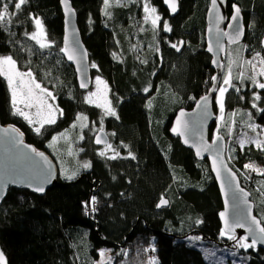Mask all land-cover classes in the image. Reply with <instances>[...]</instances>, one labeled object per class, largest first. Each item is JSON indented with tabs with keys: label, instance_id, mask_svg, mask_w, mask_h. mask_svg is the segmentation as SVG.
<instances>
[{
	"label": "trees",
	"instance_id": "obj_1",
	"mask_svg": "<svg viewBox=\"0 0 264 264\" xmlns=\"http://www.w3.org/2000/svg\"><path fill=\"white\" fill-rule=\"evenodd\" d=\"M144 1L124 5L110 0L105 14L104 0H72L92 73L110 87L116 113L112 116L86 102L89 90L80 88L74 66L61 51L60 1L27 0L17 11L16 0H0V10L7 4L11 20L0 25V56H12L20 72H31L42 88L54 94L63 113L36 133L39 124L30 125L13 114L11 90L0 76L2 122L17 126L28 142L55 155L60 174L44 195L9 190L0 206V243L9 264H97L103 250L112 258L103 264H150L153 258L156 264H223L208 259L197 244L241 248L239 237L220 235L223 204L208 160L197 159L170 135L175 112L192 109L213 85L212 57L205 50L210 0H179L177 13L170 12L164 0H147L161 17L155 30L144 20ZM233 4L240 6L247 25L246 39L233 51L246 49L264 58V0H230V14ZM34 18L41 20L50 47L41 49L29 38L36 31ZM165 22L171 31H164ZM181 42L182 50L171 47ZM236 64L234 87L223 97L221 115L215 103L218 119L212 134L227 138L230 164L251 192L264 224V174L245 168L255 161L264 164V151L254 143L229 146L233 125L242 134L252 132L249 124L264 126V89L250 79H238L242 70L239 60ZM224 65L223 79L227 60ZM81 116L87 119L79 127ZM93 125L107 132L113 152L99 154L106 146L95 144L100 130L92 137ZM59 136L58 144L53 142ZM53 146L58 147L56 153ZM72 146L75 154L69 155ZM113 155L115 159L110 158ZM85 163L90 167L84 168ZM73 173L74 178L68 179ZM161 198L168 199L169 207H157ZM241 250L247 253L245 264H264L263 248Z\"/></svg>",
	"mask_w": 264,
	"mask_h": 264
},
{
	"label": "water",
	"instance_id": "obj_2",
	"mask_svg": "<svg viewBox=\"0 0 264 264\" xmlns=\"http://www.w3.org/2000/svg\"><path fill=\"white\" fill-rule=\"evenodd\" d=\"M59 1L64 16V48L67 44L68 49L74 53L75 58L69 60L65 52L64 57L68 63L74 66L80 88L88 91L92 87V65L89 50L79 26L78 12L72 0H68L71 14H66L63 0ZM229 1L217 0L219 15L223 17L222 20L218 21L217 10L213 8L212 0H210L205 18V50L212 57V68L215 71L214 77L216 79L213 80L209 92L202 95L192 109L180 108L175 112L170 127V135L175 139H179L184 147L192 150L197 159L208 160L222 199L223 208L220 213L227 214L230 224L240 223L244 225V227H235L231 234L238 235L241 238L247 237L248 242L255 238L257 243L254 248L264 249V234L259 233L257 224L253 223V218L260 222L259 227H264V224L256 214L255 202L252 200L251 192L242 185L238 173L230 164L227 138L222 133L212 134L213 126L218 119L215 103H217L219 97L218 89L223 84L224 58L228 53V47L243 42L247 35V25L240 6L233 4L240 8V18L238 22H233L231 17L234 15V8L232 5L230 14ZM165 5L170 12H179V0H176L175 12L169 8L168 4L165 3ZM230 24H233L234 27H228ZM236 27L240 28L242 34L236 42H230L229 37L235 35ZM223 33L229 35L225 36ZM183 45V43L180 44V50H182ZM210 46L212 51L208 50ZM81 82L85 83L86 87H81ZM205 97H207V100L204 99ZM181 113L184 115L181 116ZM219 114H222L221 111ZM177 120H181L184 124L181 129L183 135H178L172 131L173 128L177 127ZM97 136L101 137L104 143L97 144ZM218 136L222 139L218 140ZM109 143L110 138L107 132L100 130L95 136V144L102 147ZM33 149H35V152ZM198 149L199 155L197 154ZM37 153L43 155L40 156ZM218 171L219 176L217 175ZM59 177V167L53 156L28 142L20 128L12 124H4L0 118V206L12 187L27 189L39 195H44L53 184L57 183ZM36 187H43L44 191H34ZM166 200L168 201V199ZM169 205L168 202L159 208H166ZM220 213L218 217L223 230L224 220L221 218ZM0 251L3 252L7 264H9L1 243Z\"/></svg>",
	"mask_w": 264,
	"mask_h": 264
},
{
	"label": "snow or ice",
	"instance_id": "obj_3",
	"mask_svg": "<svg viewBox=\"0 0 264 264\" xmlns=\"http://www.w3.org/2000/svg\"><path fill=\"white\" fill-rule=\"evenodd\" d=\"M166 4H168L169 8L173 12L176 11V0H164ZM27 3V0H16L14 3V9L19 11L23 5ZM64 3V11L66 14H71V8L69 7L68 0H63ZM117 3H119V0H117ZM105 5V14H107V8L110 6V0H104ZM213 8L217 10V19L222 20L223 17L219 15L218 7H217V0H212ZM234 8V15L231 17L233 22H238L240 18V8L236 5L232 6ZM143 11L145 13L144 20L145 22H150L153 30H155L160 22V16L157 14V10L155 7H152L150 3H145L143 5ZM13 13L12 15H14ZM5 23H11L10 20V14L8 12V5H3V10H0V25H3ZM34 23L36 27V31L31 33L29 38L36 42V44L39 45L41 49L50 47V43L47 41V36L43 28V24L40 19L34 18ZM228 27L232 28L234 27L233 24L228 25ZM164 31H171V28L168 26V24L165 22L164 24ZM241 30L239 27L235 28V35L230 36L229 40L230 42H236L239 39V36L241 35ZM223 35L228 36V33H223ZM182 43V42H181ZM171 47L175 48L177 51L180 50L179 46L177 44H172ZM209 51H212L211 46L208 49ZM61 51L65 52L68 56L69 60H73L75 58L74 53L70 51L67 47V44L65 48L61 49ZM259 58V59H258ZM244 63L248 64L252 71L253 75L249 77H245L244 73L241 72L240 75L237 77L238 79H250L256 86H258L260 89H264V83H260L256 77L261 76L264 77V58H260V54L257 53L255 57H253V60L245 61ZM95 67V65H93ZM0 76H3L8 84L9 89L11 90V96H12V107L15 109L14 115L22 116L28 123L31 124H39V127H36L34 130L36 133H40L41 128L44 127L45 124H54L56 123L55 113L57 111L56 108L53 107V105L48 104L46 97H52V94L48 92L46 89L42 88L39 83H36L35 78L33 77L31 72L22 73L17 69L16 61L12 58V56H0ZM216 77H213V80H215ZM232 67L231 63L229 64L228 72L224 76L223 79V85L219 87V97L217 99V103L219 104L220 111L223 113L224 110V104H223V97L225 93L227 92L229 87H234L232 84ZM97 88L99 91V86L104 85L105 82L97 78L96 80ZM81 87H86V84L81 82ZM106 88V85H105ZM38 90V91H37ZM239 88H236V91H239ZM145 91H148V89H145ZM97 95L96 93H91L88 97H86V102L89 104L94 103L92 97ZM54 99V97H52ZM207 100V97L204 98ZM255 100H260L259 95H255ZM20 105H23L24 108L31 109L35 108V113H30L25 111L20 107ZM97 107H102L105 110L106 115H112L115 116V110L111 107V102L107 101L105 97V102L103 104H96ZM151 106V105H149ZM254 108L256 107V104L253 103L252 105ZM261 111H264V109H261ZM63 114L62 112L60 113ZM184 114L181 113V116ZM235 115V114H233ZM35 116V119L33 118ZM78 120L85 121L87 117H78ZM221 119H223V115L221 116ZM87 126L86 124L84 125ZM75 127V125H74ZM184 127V124L181 120H177V127L173 128L172 131L175 132L178 135H183V131L181 130ZM248 127L253 131L256 132L258 125L255 124H249ZM15 131V129H13ZM82 138V137H81ZM217 139H222L221 137H217ZM56 141V138H53V142ZM187 142V141H185ZM247 142H252L255 144V146L258 149H261L264 151V141H261L259 139H254L251 141L248 140H240L241 147ZM22 143V142H21ZM96 143L101 144L104 143V141L101 139V137H96ZM106 148L108 150H111V145H106ZM35 152V149H33ZM101 156L106 155L105 151H101L99 153ZM197 154L199 155V149L197 151ZM37 155L42 156V153H37ZM131 155V154H129ZM111 159H115L116 155H113L110 157ZM134 158V157H133ZM215 163V161H214ZM84 168L90 167V164L85 163L83 165ZM245 168L250 169L251 171L264 174V169H260L256 167L254 164H246ZM217 175L219 176V171L217 172ZM75 176V173H73L71 176H68V179H73ZM234 178V177H233ZM34 191L43 192V187H36L34 188ZM92 203H95V197L92 198ZM168 203V201L164 198H161L160 203L157 205V207L164 206ZM246 203V201H245ZM221 218L224 220V229L221 231V236H228L229 239L236 240V237L232 235L231 233L234 231L235 227H244L243 224L237 223L235 225L230 224L228 222V217L226 213H220ZM253 223L257 224L258 231L261 234H264V227H259V221H257L255 218H253ZM251 231V229H250ZM195 239H199L198 237ZM248 238L243 237L240 240H237V244L241 248H254L257 243V239L253 238L251 243L247 242ZM155 250L154 248L152 249ZM100 255L104 256V251H101ZM111 258L109 257V260ZM0 264H7V260L3 254L2 251H0ZM103 264V262H102ZM150 264H156L155 259L150 261Z\"/></svg>",
	"mask_w": 264,
	"mask_h": 264
},
{
	"label": "rangeland",
	"instance_id": "obj_4",
	"mask_svg": "<svg viewBox=\"0 0 264 264\" xmlns=\"http://www.w3.org/2000/svg\"><path fill=\"white\" fill-rule=\"evenodd\" d=\"M132 1H134V0H119V3H117V0H114L115 4H124V5L130 4ZM146 2L149 3L147 0H145L144 1V4ZM160 21H161V19H160ZM43 28H44V26H43ZM44 31H45V28H44ZM234 48H236V50H239L240 46L237 44V46H235V47H230V48L228 47V53H227V55L224 58V64H225V61L227 60L228 65L231 63V67H232L233 65H237L236 64L237 63V60H239L240 61V65L239 66L241 67V70L244 73L245 77L252 76L253 75V71H252L251 67L248 64L244 63V62L245 61H248V60H253V57H255L257 53H255V54L249 53L248 54V52H247L246 49L240 50V52L235 53L233 51ZM245 52H247V55H245ZM234 53H235V55H234ZM260 58H263V56L261 54H260ZM259 77H261V76H257L256 79H259ZM97 78H99L100 80H102V81L105 82L104 85H100L99 86V91H98L97 84H96ZM259 82L260 83H264V79L262 81H259ZM36 83H37V81H36ZM105 85H106V88H105ZM47 91L52 94V97H54V99L52 97H46V100H47V103L48 104L53 105V107L57 109V111L55 113V118L57 120L58 117H59V115H60V111L58 109L55 96H54V94L50 90H47ZM91 93H96L97 94V95H95V96L92 97V99L94 101V103L90 104L92 106L97 107L96 104H103L105 102V97H106L107 101H110L111 102L110 87L108 86V83L101 76H99V75H93V73H92V87L89 89L86 97H88ZM111 107L113 108L112 103H111ZM99 108H101L102 110H104V108H102V107H99ZM29 110L31 112H33V114L36 111L35 108H31ZM82 122L83 121H81L79 123V127L80 126H83ZM255 125H258L256 132H253L248 127V130L252 131L249 134L236 133L234 131V125H233L232 126V133H231V138H230V144H229V146L231 147V145L240 144V140H242V139L243 140H248V141H251V140H254V139H259L261 141H264V126L263 125H259V124H255ZM99 129H101V128L100 127L97 128V127H95V125H93V126L90 127V130L93 131L92 137L98 132ZM216 132H219V131L216 130ZM60 139H61V136L57 137L55 143L57 142V144H58V142L60 141ZM26 140H27V138H26ZM247 143H252V142H247ZM247 143H245V144H247ZM69 144L72 145V141ZM54 147L55 146H53V148L51 147V149L55 152L56 149H58V147H56V148H54ZM228 150H229V148H228ZM101 151H105L106 153H108L110 151L113 152L114 149L111 146V150H108L105 147V148L101 149ZM68 154L69 155H74L75 154V152L73 150V146L72 147H69ZM228 154H229V151H228ZM53 158L55 159V155H54ZM228 158H229V155H228ZM59 164H60V161H59ZM251 164H254L256 167H258L260 169H264V164H262L261 162L255 161V162H251ZM193 236H191V237H193ZM234 236L236 237V239L239 237L238 235H234ZM238 239L240 240L241 237H239ZM197 245L205 253V255H206V257L208 259L215 260V261L221 262L223 264H245V262H246L247 253H245L244 251H242L241 248H238V249H230V248H227V247H223L221 245H215V244L205 243L204 241H201ZM103 251H104V256L103 257L102 256L100 257V260H99V262H97V264H102V262L105 263L106 261L109 260V253H108V251H105V250H103ZM125 260H126V263L130 262L128 259H125ZM138 264H141V262H138Z\"/></svg>",
	"mask_w": 264,
	"mask_h": 264
},
{
	"label": "flooded vegetation",
	"instance_id": "obj_5",
	"mask_svg": "<svg viewBox=\"0 0 264 264\" xmlns=\"http://www.w3.org/2000/svg\"><path fill=\"white\" fill-rule=\"evenodd\" d=\"M100 130V129H99Z\"/></svg>",
	"mask_w": 264,
	"mask_h": 264
}]
</instances>
